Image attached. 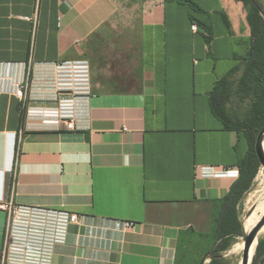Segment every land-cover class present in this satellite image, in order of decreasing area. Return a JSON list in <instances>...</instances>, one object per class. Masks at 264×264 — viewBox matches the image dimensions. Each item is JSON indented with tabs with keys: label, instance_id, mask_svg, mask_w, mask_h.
<instances>
[{
	"label": "crops",
	"instance_id": "0c3cea01",
	"mask_svg": "<svg viewBox=\"0 0 264 264\" xmlns=\"http://www.w3.org/2000/svg\"><path fill=\"white\" fill-rule=\"evenodd\" d=\"M221 3L225 28L214 48L245 16L233 0ZM33 12L34 0H0V62L87 60L90 128L34 129L27 109L41 103L2 94L0 200L80 215L52 264H175L181 235L202 223L207 206L213 214L248 148L210 112L208 93L222 74L205 58L208 33L197 36L176 0H41L34 38L24 19ZM202 166L230 173L202 176ZM4 221L0 209V249Z\"/></svg>",
	"mask_w": 264,
	"mask_h": 264
},
{
	"label": "built area",
	"instance_id": "2783aa9c",
	"mask_svg": "<svg viewBox=\"0 0 264 264\" xmlns=\"http://www.w3.org/2000/svg\"><path fill=\"white\" fill-rule=\"evenodd\" d=\"M41 0H34V12L24 19L31 22V36L38 25ZM191 30L196 31L195 24ZM9 94L26 105L27 119L40 125L34 129L85 131L90 128V74L87 60L37 62H0V96ZM43 104V106H42ZM34 121V122H35ZM239 172V171H238ZM230 170L202 166V176H226ZM5 221L0 249V264H52L54 248L67 240L70 226L80 215L50 206L24 205L10 199L0 200ZM131 227L133 222H125Z\"/></svg>",
	"mask_w": 264,
	"mask_h": 264
},
{
	"label": "trees",
	"instance_id": "16d2710c",
	"mask_svg": "<svg viewBox=\"0 0 264 264\" xmlns=\"http://www.w3.org/2000/svg\"><path fill=\"white\" fill-rule=\"evenodd\" d=\"M233 1L240 6L249 24V45L243 56H236L237 62L214 82L208 103L222 129L235 132L238 140L247 142L248 148L238 159V177L229 192L213 201L210 230L189 232L184 239L180 238L175 264H200L202 258L210 257L206 264H224L222 253L243 234L239 203L253 186L261 167L254 143L264 126V4L260 0ZM260 182L264 183V179ZM263 256L264 237L258 240L255 263Z\"/></svg>",
	"mask_w": 264,
	"mask_h": 264
},
{
	"label": "rangeland",
	"instance_id": "374dc122",
	"mask_svg": "<svg viewBox=\"0 0 264 264\" xmlns=\"http://www.w3.org/2000/svg\"><path fill=\"white\" fill-rule=\"evenodd\" d=\"M173 1L174 0H172V2ZM176 1H178L181 4V8H183V10L188 11V13L194 17L195 19L194 23L199 28L197 36H200L202 33H208L206 39L210 43L211 51L209 54H207V56L205 55V58L214 63V72L218 76H220L221 74L223 75V73H225L237 62L235 59L236 56H243L246 47L249 45L250 36H248L247 33L249 24L246 20V17L244 16L245 18L243 17V19L241 17V28L238 32L233 31L232 35L228 39H226L223 43L217 46V48H214L213 47L214 38L218 36L219 33L222 32L223 29L225 28L224 24L220 22V14L218 12L222 10L221 0H176ZM260 1L264 4V0H260ZM170 14H171L170 21L172 25V30H180L182 28L180 25H183L184 21L180 18L178 14L175 13L172 7L170 9ZM182 41L184 42L185 40L182 39ZM30 106L35 107L34 105H30ZM243 141L245 140L241 139L238 141L239 148ZM261 169L262 167H260L257 175L259 174ZM257 175L254 179L253 186L243 198V204L239 203L240 219L242 223H243V219L248 214L256 210L257 203L260 202L262 200L261 197L264 196V183L260 182L261 178L264 179V172H263V176H261L259 180L256 179ZM255 191L256 193L253 195V197H251L248 200V195L251 193L253 194ZM263 209H264V202L260 206L259 211L258 212L256 211V215H258V217L259 216L261 217V215L264 213V211L261 212V210ZM212 218L213 216L211 214H208V206H207V212H204L203 214L202 223L200 225H195L194 229H191V231L197 233L200 231H204L206 227L209 226L211 227ZM262 230L260 232L259 239L264 237V230L263 231ZM187 233L189 232H185L181 235L180 237L181 240L187 236ZM241 241H242L241 237L237 236L235 240L232 242L230 248L222 253L224 258V264H240L239 262L241 261L242 251L237 252L235 254V252L232 251V247L235 243ZM178 253L180 259L182 260V252L179 251ZM208 259L209 258H206L205 261H207Z\"/></svg>",
	"mask_w": 264,
	"mask_h": 264
},
{
	"label": "water",
	"instance_id": "95a60500",
	"mask_svg": "<svg viewBox=\"0 0 264 264\" xmlns=\"http://www.w3.org/2000/svg\"><path fill=\"white\" fill-rule=\"evenodd\" d=\"M254 149L256 156L259 160L260 166L264 169V126L261 128L259 133L256 136ZM243 224V223H242ZM264 227V213L261 215L260 218L256 221V223L252 226L249 231H245L243 226V234L240 236L244 247L242 249L241 261L240 264H264V256L260 259L259 262L255 263V255H256V247L258 244V234ZM254 241H256L253 254L250 257V249L253 245ZM206 258H202L200 264L205 262ZM211 260V257L209 258Z\"/></svg>",
	"mask_w": 264,
	"mask_h": 264
},
{
	"label": "bare ground",
	"instance_id": "6f19581e",
	"mask_svg": "<svg viewBox=\"0 0 264 264\" xmlns=\"http://www.w3.org/2000/svg\"><path fill=\"white\" fill-rule=\"evenodd\" d=\"M263 172H264V169L262 168L261 171L259 172V174L257 175V178H256L257 180H259V178H260L261 176H263ZM255 193H256V191H255L253 194H252V193L249 194V195H248V200H249L251 197H253V195H254ZM259 196H260V195H259ZM261 199H262V200H261L260 202L257 203L256 210H255L254 212L248 214V217H247L246 220L243 219V226H244L246 232L249 231V230L252 228V226L256 223V221L258 220V218H260V216L258 217V215H256V211H257V212L259 211L260 206H261L262 203L264 202V196H262ZM246 201H247V200H246ZM241 203H243V200H242ZM240 206H241V205H240ZM251 206H252V205H251ZM249 208H250V207H249ZM249 208H248V209H249ZM262 211H264V209L261 210V212H262ZM257 214H258V213H257ZM262 229L264 230V227H263ZM263 230H262V231H263ZM260 232H261V231H260ZM259 235H260V233L258 234V237H259ZM255 244H256V241H254L253 245L251 246V249H250V257H251V255L253 254ZM243 247H244V243H243V241H241V242H237V243H235V244L233 245V247H232V251L235 252V254H236L237 252L242 251ZM239 258H240V257H239ZM239 263H240V262H239Z\"/></svg>",
	"mask_w": 264,
	"mask_h": 264
}]
</instances>
